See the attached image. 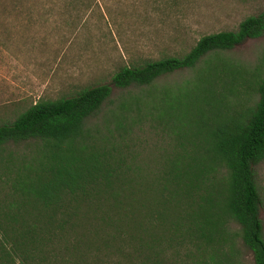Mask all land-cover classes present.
<instances>
[{
    "label": "trees",
    "instance_id": "trees-1",
    "mask_svg": "<svg viewBox=\"0 0 264 264\" xmlns=\"http://www.w3.org/2000/svg\"><path fill=\"white\" fill-rule=\"evenodd\" d=\"M263 33L264 14L247 16L181 56L122 66L109 84L39 99L0 124V149L36 145L16 160L0 150V169L14 172L0 198V264H229L237 241L264 264L254 169L264 159V71L221 54ZM198 64L189 83L146 102L173 142L159 157L127 161L120 141L87 125L112 86L150 85Z\"/></svg>",
    "mask_w": 264,
    "mask_h": 264
},
{
    "label": "rangeland",
    "instance_id": "rangeland-1",
    "mask_svg": "<svg viewBox=\"0 0 264 264\" xmlns=\"http://www.w3.org/2000/svg\"><path fill=\"white\" fill-rule=\"evenodd\" d=\"M261 13L264 0H0V124L11 122L39 99L109 84L122 66L181 56L201 36L235 30L247 16ZM221 54L246 70L264 71V33ZM200 65L142 87L111 85L110 97L87 125L120 141L114 147L127 151V161L142 164L159 157L173 142L155 125L146 102L161 89L189 83ZM122 102L130 115L124 121L116 117ZM116 129L125 134L122 139ZM35 146L24 141L0 150L16 160L30 156ZM254 169L264 233V159ZM13 175L0 169V198L10 191ZM229 226L238 229L236 223ZM236 246L229 264H254L251 251L240 241Z\"/></svg>",
    "mask_w": 264,
    "mask_h": 264
}]
</instances>
